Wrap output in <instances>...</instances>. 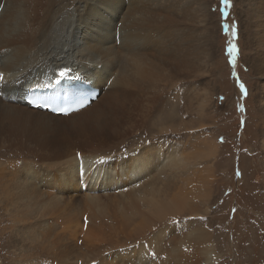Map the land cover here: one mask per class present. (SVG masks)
I'll list each match as a JSON object with an SVG mask.
<instances>
[{
    "label": "bare ground",
    "instance_id": "1",
    "mask_svg": "<svg viewBox=\"0 0 264 264\" xmlns=\"http://www.w3.org/2000/svg\"><path fill=\"white\" fill-rule=\"evenodd\" d=\"M197 4L209 12L202 0H0V204L12 215L11 236L25 210L34 221L27 235L16 234L33 240L46 220L47 205L35 214L27 202L43 187L60 203L69 198L93 206L89 225L76 223V242L96 249L118 244L106 257L91 252L82 264H174V259L222 264L219 233L211 221H190L176 250L168 241L174 224L157 230L187 209L209 214L214 201L209 167L200 161L214 160L220 145L209 138L194 159L174 143V72L198 70L220 77L221 64L210 57L208 38L196 39L207 21L197 15ZM251 5L257 67L248 61L264 78V0ZM87 74L96 77L97 98L68 115L24 99L34 88L69 78L83 81ZM233 87L240 95L235 81ZM214 89H201L198 105L227 109L232 99ZM259 99L263 104L255 107L253 133L260 141L251 152L256 151L264 171V84ZM148 101L153 104L150 125ZM245 158L239 188L257 191V210L238 204L237 252L238 245L249 242L264 247V173L254 160L248 173ZM115 197L122 200L117 211L110 206ZM32 254L30 245L22 260L30 261Z\"/></svg>",
    "mask_w": 264,
    "mask_h": 264
},
{
    "label": "rangeland",
    "instance_id": "2",
    "mask_svg": "<svg viewBox=\"0 0 264 264\" xmlns=\"http://www.w3.org/2000/svg\"><path fill=\"white\" fill-rule=\"evenodd\" d=\"M205 1L208 2L209 12L206 14L202 6L198 4L196 11L197 15L207 19L206 29L204 27L198 29L196 39L204 41L206 37L208 38L211 51L210 57H215L218 63L221 64L220 77L210 76L207 71L200 73L198 70L174 72V110L177 111L174 117V143L178 145L179 151L192 156L194 159V155H197L198 158L200 151H204L203 145L209 142V138L220 145V152L218 151L214 160L205 157L200 161V163L209 167L212 179L210 189L214 201L209 214L200 216L187 209L181 214L183 216L175 215L174 219L170 220L172 222L167 221L161 224L157 227V230L166 226L167 223V225L174 224L170 230L168 241L174 243L172 246L176 250L185 241L191 229L190 221L197 222L198 218L203 219L205 224L206 221H211L215 227L214 230L219 233L218 240L221 243L219 255L222 264H260V260L264 264V247L262 246L257 245L255 247L249 242L238 245V252L235 251L238 222L236 219L235 223L234 219L237 217L235 213L238 204L249 203L246 208L257 210V198L254 195H257V191L246 192L247 188L242 191L239 188L242 185V181H239V179L241 178L240 171L243 165L242 158H245L243 156H246L243 162L248 168V173L253 160V165L257 164L256 170L258 168L261 175L264 173L262 170L263 165L260 163L261 160L256 159V151L251 152V148L256 149L257 147V145L255 147V143L260 141L253 133L255 130L253 119L256 116L255 107L263 104L259 99V93L262 91L264 84V78L260 77V74L251 68L253 65L248 61L249 58L253 59L254 66L257 67L258 63L255 59L257 56L256 38L253 31L250 30L251 22L249 18L252 11V0H231L227 7L221 3V0H202V3H205ZM233 32L236 33L235 36ZM231 44L237 46L234 61L227 51ZM87 76L84 81L95 86L96 77L89 74ZM91 78H93V81H88ZM234 81L240 90V95L242 94L241 96L236 95L235 87H233ZM241 83L245 86L244 90L240 88ZM208 85L213 89L215 88L214 91L221 92L220 97H223V99L226 97L228 101L232 99L227 109L220 112L214 110L213 107L203 110L198 105L200 90L206 89ZM147 105L146 122L147 125H150L154 120V116L150 112L153 104L148 101ZM247 113L251 117L247 116ZM197 129L201 130L200 133H189ZM203 139L206 140L203 142ZM257 150L259 151V149ZM252 154L253 156H251ZM71 195L75 197L80 194L71 191ZM57 196V194H51L42 187L40 194L27 202L33 208L35 214L40 210V206L47 205L45 207L46 220L37 226L32 241L17 234L24 233L27 235L28 228L34 219H27V211H21L18 215V230L15 235L11 236L9 231L12 229L10 227L12 215L0 204V237L4 236V239H6L5 247L0 242V264H2V261H4V264H23L27 262L39 264L45 261L52 264H82L83 261L89 259L91 252L106 257L108 253L117 250V243H112L102 249H96L84 245L79 241L81 239L76 242L74 240V234L78 231V228L75 229L76 223L80 220L89 225V215L93 206H88L79 199L72 200L69 198L65 199L66 202L60 203ZM197 202H199V198L190 201L192 206H196ZM121 203L122 200L115 197L110 206L117 211V207ZM245 209L242 213H245ZM261 220L264 223V218H261ZM151 236L152 234H148L145 238ZM256 240L258 239L256 238ZM30 245L33 252L31 260L23 261L22 256L28 252ZM174 264H179V262L174 259Z\"/></svg>",
    "mask_w": 264,
    "mask_h": 264
},
{
    "label": "snow or ice",
    "instance_id": "3",
    "mask_svg": "<svg viewBox=\"0 0 264 264\" xmlns=\"http://www.w3.org/2000/svg\"><path fill=\"white\" fill-rule=\"evenodd\" d=\"M231 2V0H221V3L227 7L228 4ZM227 27V26H226ZM233 35L235 36L236 33L233 32ZM229 55L232 57L233 61L235 60L236 54H237V46L235 44H231L227 49ZM4 82L3 73H0V83ZM240 88L244 90L245 86L241 83ZM31 104H36L37 107H44V108H51V111L53 112H59L62 114L69 113L71 111L70 107H59L56 105V98L55 97H37L36 99L29 101ZM80 107L85 106V102L82 100L79 102ZM95 264V262H94Z\"/></svg>",
    "mask_w": 264,
    "mask_h": 264
}]
</instances>
